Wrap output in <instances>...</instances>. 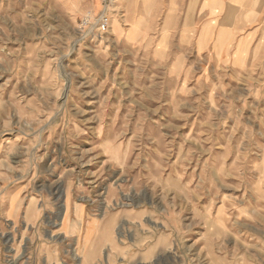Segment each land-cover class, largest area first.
Wrapping results in <instances>:
<instances>
[{
  "label": "rangeland",
  "instance_id": "rangeland-1",
  "mask_svg": "<svg viewBox=\"0 0 264 264\" xmlns=\"http://www.w3.org/2000/svg\"><path fill=\"white\" fill-rule=\"evenodd\" d=\"M204 1L0 0V264H264V41Z\"/></svg>",
  "mask_w": 264,
  "mask_h": 264
},
{
  "label": "crops",
  "instance_id": "crops-1",
  "mask_svg": "<svg viewBox=\"0 0 264 264\" xmlns=\"http://www.w3.org/2000/svg\"><path fill=\"white\" fill-rule=\"evenodd\" d=\"M204 9L209 13L212 9L221 14L213 16L205 24L209 27L215 24L219 17V25L238 26L239 37L237 41H264L261 38V29L250 27L264 26V0H205ZM207 3V4H206ZM215 18V19H214ZM214 19V21H212ZM207 27L206 32L209 33ZM245 27V28H244ZM225 33V32H224ZM99 218H90L83 228L82 242L84 253L81 264H98L104 254L105 248L109 247L102 236L106 234V226Z\"/></svg>",
  "mask_w": 264,
  "mask_h": 264
},
{
  "label": "built area",
  "instance_id": "built-area-1",
  "mask_svg": "<svg viewBox=\"0 0 264 264\" xmlns=\"http://www.w3.org/2000/svg\"><path fill=\"white\" fill-rule=\"evenodd\" d=\"M88 21V20H87ZM86 21V22H87ZM97 31L100 35L106 33L110 25V17L107 14H103L97 20Z\"/></svg>",
  "mask_w": 264,
  "mask_h": 264
},
{
  "label": "bare ground",
  "instance_id": "bare-ground-1",
  "mask_svg": "<svg viewBox=\"0 0 264 264\" xmlns=\"http://www.w3.org/2000/svg\"><path fill=\"white\" fill-rule=\"evenodd\" d=\"M119 27V26H118Z\"/></svg>",
  "mask_w": 264,
  "mask_h": 264
}]
</instances>
